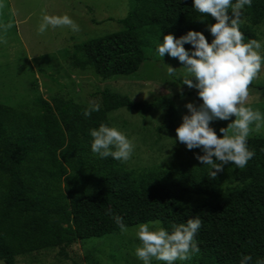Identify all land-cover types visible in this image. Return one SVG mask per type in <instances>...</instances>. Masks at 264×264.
<instances>
[{"label":"trees","instance_id":"trees-1","mask_svg":"<svg viewBox=\"0 0 264 264\" xmlns=\"http://www.w3.org/2000/svg\"><path fill=\"white\" fill-rule=\"evenodd\" d=\"M128 3L123 17L106 18L120 29L73 43L69 68H91L99 80L107 81L136 73L149 59L145 45L153 47L149 43L154 37L162 40L167 33L179 37L194 30L211 40L202 27L161 28L198 15L192 0ZM88 13H93L92 8ZM91 22L99 23L94 17ZM261 24L264 0H252L240 18L245 42L257 41ZM176 81L182 84L183 80ZM101 95V110L88 117L83 115L88 104L58 95L50 99L35 96L34 109L0 102V262L17 264L18 257L54 249L58 257L67 258L68 249L77 242L101 239L148 222H159L171 231L173 225L193 217L202 222L195 237L200 251L184 264H239L243 254L252 257V264L264 261V135L249 134L247 146L255 155L244 168L224 165L215 179L199 161L136 171L111 157L95 156L89 130L101 123L112 127L107 111L124 107L140 115L163 110L156 132H171L175 100L184 96L199 99L197 92L150 101H134L106 88ZM219 121L225 122H210L218 137L224 128ZM194 152L202 154L199 149ZM115 216L122 218L123 228Z\"/></svg>","mask_w":264,"mask_h":264},{"label":"rangeland","instance_id":"rangeland-1","mask_svg":"<svg viewBox=\"0 0 264 264\" xmlns=\"http://www.w3.org/2000/svg\"><path fill=\"white\" fill-rule=\"evenodd\" d=\"M89 7L93 10L92 14L88 13ZM128 9V0H0V102L34 109L33 99L37 95L46 99L58 95L90 105L93 102L102 103L101 91L105 88L127 95L134 101H150L159 96L171 98L189 90L197 92L195 88H187L176 81V78L183 80L187 76L181 62L167 54L162 58L157 55L158 37L150 40L149 44L153 47L145 45L149 59L131 76L119 75L101 81L91 68L82 71L69 68L73 43L120 29L115 21L106 18H121ZM45 15H68L80 30L73 32L67 27H49L40 34L38 27ZM203 15L206 16L204 20H200L201 14H198L165 23L161 28L192 25L207 29V24L215 21L210 14ZM91 17L99 23L93 24ZM257 32V41L261 43L260 54L264 55V24L258 27ZM144 40H148L147 36ZM167 66L177 68L174 79L167 75ZM262 96L264 64L258 78L249 85V98L244 106L264 116ZM186 102L194 105L201 103L195 96L177 98L175 129L181 123L182 115L188 114L184 107ZM107 116L111 126L124 133L134 144L130 159L124 162L126 168L142 171L155 166L166 167L179 161L197 162L194 149L188 150L176 141L175 129L156 132L163 110L140 115L133 110L117 107L108 110ZM234 118L219 122L227 128ZM260 124L259 129L255 128V124L250 125V134L264 135V120ZM146 224L152 229L161 227L159 222ZM138 226L122 229L101 239L77 242L68 249L67 258L58 257L55 249L45 250L18 257L17 264H142L134 255L135 247L140 244L136 237ZM183 262L176 261L175 264ZM160 263L155 259L151 262Z\"/></svg>","mask_w":264,"mask_h":264},{"label":"clouds","instance_id":"clouds-1","mask_svg":"<svg viewBox=\"0 0 264 264\" xmlns=\"http://www.w3.org/2000/svg\"><path fill=\"white\" fill-rule=\"evenodd\" d=\"M251 5L252 0H192V8L201 14L200 20L206 19L203 14L214 18L215 22L206 26L210 42L202 32L188 30L179 37L164 34L156 44L160 58L167 54L181 62L187 73L182 84L197 90L201 103H185L188 114L182 115L181 123L175 129L176 141L188 150H200L202 154H194L195 158L201 165L208 166L211 179L223 171L224 165L240 169L247 165L255 155L247 146L250 125L255 124L259 129L264 120L259 111L244 106L249 98V85L258 78L264 64L261 43L256 40L245 42L239 30L242 12ZM49 27H67L73 32L80 30L68 15L43 16L38 32L43 34ZM184 44L191 45V48L186 50ZM176 69L167 66V75L174 79ZM100 110L101 104L93 102L83 115L88 117ZM233 116L235 118L227 128L219 130L222 135L218 137L210 122L229 120ZM89 135L90 150L99 158L111 157L126 162L133 153L134 144L116 127L101 123L90 129ZM114 219L118 226L124 227L121 217L115 216ZM201 224L199 217H193L186 223L173 225L169 231L162 227L152 229L142 223L136 230L140 244L135 247L134 255L142 264H151L153 259L163 264L189 260L200 251L195 237ZM239 264H252V257L241 255ZM256 264H264V261L257 260Z\"/></svg>","mask_w":264,"mask_h":264}]
</instances>
